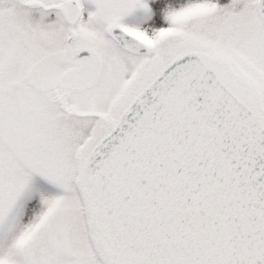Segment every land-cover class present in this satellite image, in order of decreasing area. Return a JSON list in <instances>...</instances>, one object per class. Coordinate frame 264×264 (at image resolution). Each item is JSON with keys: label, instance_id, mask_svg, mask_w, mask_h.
<instances>
[{"label": "snow or ice", "instance_id": "1", "mask_svg": "<svg viewBox=\"0 0 264 264\" xmlns=\"http://www.w3.org/2000/svg\"><path fill=\"white\" fill-rule=\"evenodd\" d=\"M0 264H264V0H0Z\"/></svg>", "mask_w": 264, "mask_h": 264}]
</instances>
